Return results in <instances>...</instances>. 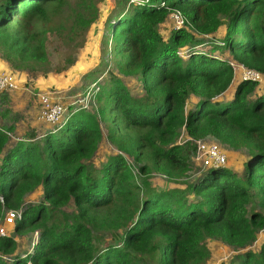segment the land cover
Segmentation results:
<instances>
[{
    "label": "trees",
    "instance_id": "trees-1",
    "mask_svg": "<svg viewBox=\"0 0 264 264\" xmlns=\"http://www.w3.org/2000/svg\"><path fill=\"white\" fill-rule=\"evenodd\" d=\"M129 1L117 0L122 12L109 24L117 74L94 81L92 111L64 105L62 126L46 124L40 138L32 130L15 139L13 126H0V220L21 212L0 239V264H206L209 239L238 252L230 264H264V239L249 249L264 233V92L240 81L219 101L233 85L230 62L264 75V0H148L124 10ZM67 2L0 0V61L27 87L46 79L49 43L65 22L77 36L98 18L80 1L56 21ZM173 10L185 27L165 37ZM103 128L118 153L96 167ZM182 133L189 140L178 144ZM206 138L244 152L243 172L209 167L189 182L194 142ZM153 175L175 188L153 187ZM29 236L23 253L17 240Z\"/></svg>",
    "mask_w": 264,
    "mask_h": 264
},
{
    "label": "rangeland",
    "instance_id": "rangeland-1",
    "mask_svg": "<svg viewBox=\"0 0 264 264\" xmlns=\"http://www.w3.org/2000/svg\"><path fill=\"white\" fill-rule=\"evenodd\" d=\"M80 1H85L86 3H91L96 6L98 10V18L96 21L90 25L85 33L77 36H73V34L68 32L70 22H65L68 27H66L61 33V38L55 37L54 39H51L49 43V61L51 65L46 79H38L34 82H28V85H30L28 88L31 89L29 90L30 92L27 91L22 93V96L9 94L10 98L8 99V103L6 101V104L3 103L1 105L3 109L9 110V115L4 118L0 116V126H13L14 129L11 134L17 139L25 138L26 134L32 130H34L38 135V138H40L51 129V127L45 125V123L43 124L39 120L37 121L39 107L35 103V99L37 100L35 93L53 90L57 93V96L61 98L62 103L69 108L70 104L74 102L82 104L81 100L84 98L83 93H85V90L89 87L87 92L90 91L89 96L91 102L88 105V111H92V108L96 105L93 99V93H95L93 88L96 87L94 81H97L102 85L108 77L109 70H113V72L117 74L113 66L111 54L112 43L109 24L122 12L121 7L118 6L117 0H68L66 6L60 11L61 18L56 17L55 20L63 21L68 14L72 13V8L74 10L78 9L79 6L77 3ZM130 8H132V6H130L128 2L124 10ZM173 22L174 19L172 16H169L166 22L160 27L163 36L167 37L170 30L172 28L175 29V24ZM213 37L214 40L220 41L223 38L222 29H220V31H218ZM209 49V44L198 48V50L203 51ZM1 70L2 69L0 68V72L14 73L10 68H8L10 71ZM20 77L21 78H18L19 83H26L27 79L24 76ZM239 82V76L236 75L233 80V85L224 95H222V97H220L219 101L226 102L231 99L234 88ZM126 83L129 84L130 90L133 94H140L141 88L136 79H127ZM258 84V92H264V79ZM19 87L22 88V85H19ZM89 96H86L84 100H87ZM79 104L74 106L77 107ZM33 108L38 110V114ZM66 116L67 113L63 116V119L59 124L60 126L57 128L62 126ZM31 121H34V124L31 123ZM105 136L106 132L103 128V140L96 154L92 158V163L96 167H99L101 163L106 160L107 156L118 153L116 148L106 140ZM186 140L187 138L182 133L178 140V144H182ZM203 142L206 144L215 142L220 145L219 142L211 138H206ZM220 147L227 155L226 167L231 168L238 173H242L245 168L243 163L245 160V153L232 151L221 145ZM126 158L131 166L135 165L131 158ZM190 161L191 171L187 180L189 182H194L203 174L205 169L201 166L202 162L196 159L195 154L191 156ZM149 181L151 185L156 188H175L174 184L165 183V179L160 175L151 176ZM31 199L32 197H28L27 203L34 202ZM34 200H36V198H34ZM32 237L33 236H29L26 239L18 238L17 243L21 252L25 253L29 249V241ZM263 237L264 233L259 234L256 242L249 249L257 251ZM206 245L210 252V258L206 264H230L232 258L238 253L233 250V248L215 240H207Z\"/></svg>",
    "mask_w": 264,
    "mask_h": 264
},
{
    "label": "built area",
    "instance_id": "built-area-1",
    "mask_svg": "<svg viewBox=\"0 0 264 264\" xmlns=\"http://www.w3.org/2000/svg\"><path fill=\"white\" fill-rule=\"evenodd\" d=\"M148 0H130V6H141L144 3H147ZM169 16H172L174 19L175 29H182L185 27V20L181 14L177 11H171ZM168 16V17H169ZM230 66L234 72V78L236 75L239 76L240 81H250L255 83H261L264 79V75L261 73L250 70L240 64L235 62H230ZM20 83L16 79L15 75L10 72H0V93L2 92H12L18 89ZM26 91L30 92L28 87H24ZM90 92H87L86 96H89ZM39 104V114L38 119L50 126L58 125L61 123L63 116L67 112V108L62 103L61 98L57 96L55 91H45L36 93ZM81 100L82 104L78 102L72 103V105H78L77 107L88 109V100ZM60 126V125H59ZM11 136V134H8ZM187 139L186 141H188ZM185 141V142H186ZM192 141V140H191ZM204 140L195 141L196 146L195 153L196 159L202 162V167L204 169L209 167H224L227 162V155L221 149L220 145L215 142L204 143ZM192 155V156H193ZM21 217V212L17 210L6 211L3 218L0 220V239L8 236L10 228L14 225L16 219ZM36 235V234H35Z\"/></svg>",
    "mask_w": 264,
    "mask_h": 264
},
{
    "label": "crops",
    "instance_id": "crops-1",
    "mask_svg": "<svg viewBox=\"0 0 264 264\" xmlns=\"http://www.w3.org/2000/svg\"><path fill=\"white\" fill-rule=\"evenodd\" d=\"M222 35H223V30H222ZM0 68L2 69L1 71H10V70H8V66L5 64V63H3L2 61L0 62ZM21 78V77H20ZM22 80V79H21ZM25 82H20V85H22V88L21 87H18V89L17 90H15V91H12V92H9L8 93V99L10 98V96H9V94H13V95H17V96H22V93H25V92H27L26 90H25V88L24 87H26L25 86V84H24ZM35 103L37 104V106L39 107V104H38V101L35 99ZM1 109H3V108H1L0 107V110ZM33 109H35L36 110V112H37V114H38V110L36 109V108H33ZM35 120H36V118H35ZM39 119H38V117H37V121H38ZM40 121V120H39ZM41 122V121H40ZM31 123H33L34 124V121H31ZM41 123H43V122H41ZM44 124V123H43ZM46 125V124H45ZM11 126V125H10ZM9 126V127H10ZM34 126V125H33ZM14 137V136H13ZM15 138V137H14ZM15 139H17V138H15ZM263 239H264V237H263ZM263 241V240H262Z\"/></svg>",
    "mask_w": 264,
    "mask_h": 264
}]
</instances>
